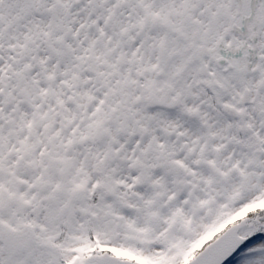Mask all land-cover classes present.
<instances>
[{
  "label": "snow or ice",
  "instance_id": "1",
  "mask_svg": "<svg viewBox=\"0 0 264 264\" xmlns=\"http://www.w3.org/2000/svg\"><path fill=\"white\" fill-rule=\"evenodd\" d=\"M0 264H264V0H0Z\"/></svg>",
  "mask_w": 264,
  "mask_h": 264
}]
</instances>
